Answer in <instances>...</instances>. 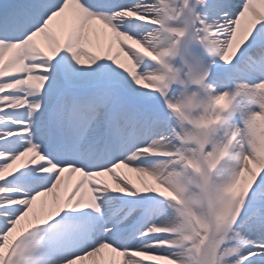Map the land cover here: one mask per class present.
<instances>
[{"label": "snow or ice", "instance_id": "snow-or-ice-1", "mask_svg": "<svg viewBox=\"0 0 264 264\" xmlns=\"http://www.w3.org/2000/svg\"><path fill=\"white\" fill-rule=\"evenodd\" d=\"M0 264H264V0H0Z\"/></svg>", "mask_w": 264, "mask_h": 264}]
</instances>
